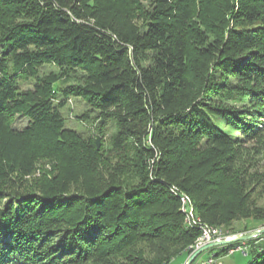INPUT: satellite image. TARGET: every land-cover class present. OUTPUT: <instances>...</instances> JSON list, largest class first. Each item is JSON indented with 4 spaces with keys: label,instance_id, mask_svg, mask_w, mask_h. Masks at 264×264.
Returning a JSON list of instances; mask_svg holds the SVG:
<instances>
[{
    "label": "trees",
    "instance_id": "trees-1",
    "mask_svg": "<svg viewBox=\"0 0 264 264\" xmlns=\"http://www.w3.org/2000/svg\"><path fill=\"white\" fill-rule=\"evenodd\" d=\"M69 97L116 121L108 148L65 127ZM263 120L264 0H0V264L187 258L184 194L216 232L264 226V175L239 159ZM242 243L264 264V234Z\"/></svg>",
    "mask_w": 264,
    "mask_h": 264
},
{
    "label": "rangeland",
    "instance_id": "rangeland-1",
    "mask_svg": "<svg viewBox=\"0 0 264 264\" xmlns=\"http://www.w3.org/2000/svg\"><path fill=\"white\" fill-rule=\"evenodd\" d=\"M37 72H38L37 75L42 78L47 77L51 73H56L55 75H57L58 79L53 85L55 89L66 87V85H69L72 83L80 82L81 73L79 72L72 73L68 78L61 77V75H59L60 71L58 70V68L52 64H45L39 67ZM18 82H19V87L21 91L32 90L34 89L36 85V77H30L29 79L19 78ZM63 99H64L63 97H60L59 100L62 101ZM227 103L237 105L238 107H241V106L244 107V105H241L240 102H236V101H231ZM55 104L57 105L58 101H56ZM90 110H91V106L81 97H69L66 100L65 105L59 109L61 115L65 119V127L67 129L75 130L77 133H79L82 137L86 139L93 138L94 140H96L99 136L100 146H102L103 144V147L108 148L111 145L112 137L116 135V133L119 130V127L116 121L113 119L103 118L101 119V121H99L97 119L98 112L97 111L90 112ZM86 113H89L88 116H85ZM102 121H103V124H101L102 128L100 129V127L98 126V122H102ZM28 125H29V119L22 115H18L15 118V121L13 122L12 126L15 130L21 131L25 129ZM262 127L264 129V125ZM262 127L260 126V128ZM100 130L102 132H100ZM244 139H246V137H244ZM243 149H244L243 152L239 156L241 163L248 162L250 171L252 173H260L258 175H264V133H263V136L259 137L258 139H255L252 141L247 140V142L243 144ZM47 165L48 163H46L45 168L49 167V165L48 166ZM27 178L32 179V177L30 176H28ZM261 191H262V187H257V190L254 193L255 196H257ZM190 203L194 207L193 208L194 210L195 206H194V203L191 197H190ZM245 225H246V222H236L234 224V227L237 229V233H240L238 231L242 230V228ZM219 228L223 232L217 231L216 234L221 235V236L223 235V236L222 237L219 236L215 240L211 239L210 241H204V245L212 243L216 240L224 239V236L228 235L229 231L225 230L223 227H219ZM200 234H201V231H200ZM196 241L199 243L198 238ZM196 241L192 245H190V246H193V251L200 248V247L197 248V246L195 245L197 244ZM240 246H242V248L244 249V252L237 251L234 254H229V253L226 254L224 253L223 250L227 249L229 246L228 245L220 246V247H216L208 251H205L196 259V261L201 260L205 262L208 260L209 257L217 254L218 256L215 258V260H217V264H247L249 260V257L247 256V254L251 251V249H255V247H257L258 244L257 243H254V244L243 243ZM139 248H142L141 250L146 251L147 245L145 246V244H140ZM187 258H185L182 255L178 256L175 259H173V261L170 264H185ZM194 262L192 264H194ZM88 264H95V263L90 262ZM97 264H100V263H97Z\"/></svg>",
    "mask_w": 264,
    "mask_h": 264
},
{
    "label": "water",
    "instance_id": "water-1",
    "mask_svg": "<svg viewBox=\"0 0 264 264\" xmlns=\"http://www.w3.org/2000/svg\"><path fill=\"white\" fill-rule=\"evenodd\" d=\"M101 124H103V121L101 122ZM96 144H97V149L99 150L100 149V137L99 136L96 139ZM263 234H264V226L259 227L255 230H251V231L227 235L224 237V239L216 240L192 252L186 259L185 264H192L194 261H196V259L202 253L210 249L220 247V246H227V245H231L235 243H242V242L250 241V240L258 238L259 236Z\"/></svg>",
    "mask_w": 264,
    "mask_h": 264
},
{
    "label": "built area",
    "instance_id": "built-area-1",
    "mask_svg": "<svg viewBox=\"0 0 264 264\" xmlns=\"http://www.w3.org/2000/svg\"><path fill=\"white\" fill-rule=\"evenodd\" d=\"M184 195H185L186 204L187 205H191V221H190V223H199V221H197V215L195 213H193V206L190 203L189 196L186 195V194H184ZM203 227L205 229V241H210L211 239L215 240L216 238L219 237L218 235H216V231H210V230H208L207 227H205V226H203ZM220 237H222V236H220ZM237 251L244 252V249L242 248V246L239 245L236 248H234L231 252H228V253L229 254H234ZM192 252H194V251H192ZM215 258H216V256L213 255V256L209 257L208 260L205 261V262H203L201 260H197V261L194 262V264H217V260H215Z\"/></svg>",
    "mask_w": 264,
    "mask_h": 264
},
{
    "label": "bare ground",
    "instance_id": "bare-ground-1",
    "mask_svg": "<svg viewBox=\"0 0 264 264\" xmlns=\"http://www.w3.org/2000/svg\"><path fill=\"white\" fill-rule=\"evenodd\" d=\"M182 203H183V207H184V210L185 211H187V221L188 222H190L191 221V205H187L186 204V201H185V197L184 198H182ZM194 213V212H193ZM197 221H199V223H197V226H198V228L200 229V231H201V235L199 236V238H198V241H199V243L197 242V244H195L196 246H197V248L198 247H202L203 245H204V241H205V229H204V227L203 226H205V227H207L208 228V230H210V231H215L213 228H211V227H209V226H206V225H204L201 221H200V219H197ZM195 224V223H194ZM203 225V226H202ZM195 227V226H194ZM223 232V231H222ZM224 234V233H223ZM216 235H218V234H216ZM218 236H221V235H218ZM223 236V235H222ZM227 236V235H226ZM225 237V236H224ZM202 241V242H201ZM195 247V246H194ZM199 249V248H198ZM233 249H231V250H229L228 252H231ZM195 251V250H194Z\"/></svg>",
    "mask_w": 264,
    "mask_h": 264
}]
</instances>
